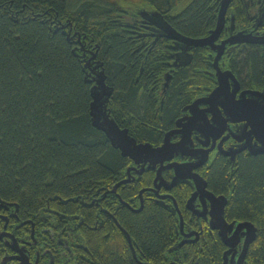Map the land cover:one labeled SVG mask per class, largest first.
<instances>
[{
	"label": "trees",
	"instance_id": "1",
	"mask_svg": "<svg viewBox=\"0 0 264 264\" xmlns=\"http://www.w3.org/2000/svg\"><path fill=\"white\" fill-rule=\"evenodd\" d=\"M216 1L0 0V197L35 210L47 205L48 197L87 195L121 179L126 158L92 123L93 83L84 66L88 50H98L96 60L104 62L114 87L111 115L139 139L158 141L190 100L192 85L206 78L197 71L202 57L196 52L194 62L174 76L163 101L157 100L149 89L154 80L158 89L164 80L155 65L164 50L160 44L152 47L155 52L139 47L131 36L145 33L135 20L146 14L157 19L158 12L182 33L199 36L213 26ZM238 60L245 80L264 83V46L247 47ZM154 70L148 84L144 77ZM153 127L161 130L155 136ZM230 165L226 158L218 161L209 171V184L229 197L227 217L255 223L258 236L247 261L264 264V155L240 156L233 186ZM125 212L120 222L136 247L147 259L159 260L174 241L171 213L155 202L140 212ZM103 245L107 249L106 239ZM224 250L216 232L189 248L187 256L191 264H223Z\"/></svg>",
	"mask_w": 264,
	"mask_h": 264
},
{
	"label": "flooded vegetation",
	"instance_id": "2",
	"mask_svg": "<svg viewBox=\"0 0 264 264\" xmlns=\"http://www.w3.org/2000/svg\"><path fill=\"white\" fill-rule=\"evenodd\" d=\"M221 1H216L219 7L216 8L217 13L209 33L193 36L176 29L187 37L200 38L210 35L218 22ZM135 23L134 26L145 33L131 36L135 41L139 40V47L152 48L160 44L164 50L158 56L153 54L160 64H155L156 69L160 66L163 70V74L158 78L160 81L164 79L159 89L157 80L153 81L155 84L152 83L153 86L149 89L157 100L163 101L162 98L173 85L174 76H179L194 62L196 52L202 57L197 71L206 78L202 83L192 85L190 100L181 106L174 123L169 121V127L164 130L158 141L139 139L130 126L126 124L124 126L117 120L122 128L129 129V133L138 142H150L154 146H161L166 134L178 128V120L190 113V108L187 111L184 108L198 98L207 96L219 85L218 72L231 71L235 74L240 85L237 98L245 91H264V83H249L239 74L238 66V58L247 47L264 46V0H232L217 39L213 44L202 46L187 47L183 41L160 35L161 30L156 20L151 19L147 14L135 20ZM241 31L250 36V42L223 43L235 39ZM222 44H225L224 48L221 47ZM96 47L98 49L99 45ZM150 50L156 51L153 48ZM156 71H151L148 77H144L145 81L149 80L148 84ZM201 108L205 109L208 106L203 105ZM122 122L124 123L125 120ZM244 123L231 122L228 129L224 131L218 129L212 135L205 136L198 131H194L191 135L193 146L191 150L199 152L200 156L206 150L209 152L206 161L193 171L203 176L207 180V189L217 195L225 193H219L210 186L208 181L210 169L222 158L228 159L231 163L229 185L233 186L239 157L254 155L248 148L239 152L234 160L226 154L227 150L238 149L244 144L245 141H240L236 137L242 133ZM157 131L161 130L153 127L150 133L155 136ZM181 138L182 133L176 132L171 140L178 142ZM184 150L185 148H182L180 151ZM260 154L264 155V153ZM122 156L126 158L127 163L125 175L113 185L102 183L95 192L87 195H75L66 199L60 195L48 197L47 205H40L35 210H23L18 202L0 197V264H191L187 250L201 246L209 236H214L216 232L219 235V231L210 226L211 202L202 198L200 193L190 201L195 190H198L194 179L186 178L174 183L176 176L174 164L198 162L201 157L195 158L179 152L163 163H157L154 168H149V162H138L129 156ZM161 169H163L162 174L159 173L157 176ZM125 190H130V193ZM148 202H155L165 207L176 222L173 243L164 250L163 256L155 261L141 254L120 222V217L124 216L126 208L137 213L142 211ZM225 216L229 222L236 220L227 217L226 210ZM105 239L108 244L107 249L103 247ZM244 240L243 237L239 243L236 258L240 255ZM225 249H227L226 244ZM245 264H248L247 260Z\"/></svg>",
	"mask_w": 264,
	"mask_h": 264
},
{
	"label": "water",
	"instance_id": "3",
	"mask_svg": "<svg viewBox=\"0 0 264 264\" xmlns=\"http://www.w3.org/2000/svg\"><path fill=\"white\" fill-rule=\"evenodd\" d=\"M231 1H221L217 25L211 30L210 35L206 37H187L167 20H164L163 17H160L161 15L158 12H155L153 16L159 20L155 19L162 36H171L183 41L187 44V47L213 44L222 30ZM250 41V36L241 31L235 39L226 40L223 43ZM221 47L224 48L225 44H222ZM97 53L98 50L91 51L89 59L84 64L85 68L89 70L87 73V76L90 77L88 81L93 83L91 87V117L93 125L107 134L112 145L115 148H119L122 155L129 156L138 162H149V168H154L157 163H163L179 152L195 158L201 157L198 162L175 163L176 176L174 177V183L186 178L194 179L198 190H195L190 201L200 193L202 198L211 202L210 226L219 231V235L227 245V249L223 253V264H245L249 248L257 239L258 228L255 223L249 220H234L232 222L227 220L225 210L229 197L226 194L217 195L209 191L207 189V180L193 171L206 161L209 152L206 150L200 156L199 152L191 150L193 147L191 135L194 131H198L205 136L208 134L212 135L218 129L221 131L228 129L231 122L242 121L245 122L242 133L239 136L236 135V137L238 140L245 142L238 149L227 150L226 154L234 160L235 156L245 148H248L250 153L254 155L264 153V91H245L237 98L236 94L240 85L235 74L231 71L218 72L219 85L207 96L198 98L194 103L186 106L184 110L187 111L190 108V113L185 114L178 120V128L166 134L165 141L161 146H154L150 142H138L129 133V129L122 128L111 115L108 104L113 95L114 87L108 83L104 62L96 60ZM203 105H207L208 108H201ZM210 114L211 117H209ZM176 132L182 133V138L178 142H173L171 139ZM182 148H185V150L180 151ZM162 171L163 169L159 170L157 176L159 173L162 174ZM243 237L245 240L241 246L240 255L236 258L238 246Z\"/></svg>",
	"mask_w": 264,
	"mask_h": 264
}]
</instances>
